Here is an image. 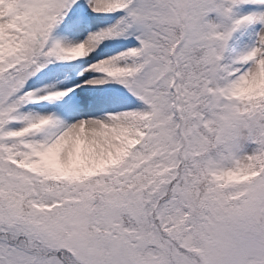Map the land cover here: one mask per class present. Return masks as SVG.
I'll return each mask as SVG.
<instances>
[{
  "label": "rangeland",
  "instance_id": "1",
  "mask_svg": "<svg viewBox=\"0 0 264 264\" xmlns=\"http://www.w3.org/2000/svg\"><path fill=\"white\" fill-rule=\"evenodd\" d=\"M136 1L0 0L3 131L19 154L42 156L45 171L86 176L117 161L152 98L164 99L165 90L153 85L173 78L176 69L145 51L155 39L132 7ZM204 8L188 25L191 40H215L201 71L209 75L211 94L237 120V127L223 129L228 148L216 160L217 184L207 201L195 203L181 181L174 201L186 220L164 225L163 234L148 221L139 191H109L105 207L93 210L85 180L65 218L37 217L34 209L18 216L7 206V219L28 233L31 246L35 239L41 251L78 246L95 264H264V156L257 143L264 125L255 101L264 95V0H206ZM171 115L162 123L172 124ZM167 126H157L159 140L173 142ZM124 213L136 229L125 226ZM9 238L17 241L16 231ZM50 259L63 264L56 255Z\"/></svg>",
  "mask_w": 264,
  "mask_h": 264
},
{
  "label": "trees",
  "instance_id": "2",
  "mask_svg": "<svg viewBox=\"0 0 264 264\" xmlns=\"http://www.w3.org/2000/svg\"><path fill=\"white\" fill-rule=\"evenodd\" d=\"M197 59L194 56V61ZM199 67L195 62L188 65L187 61H183L176 68L179 102L177 99L172 107V124L167 126V122L162 123L170 105L167 109H154V115L148 113L142 116L136 122L138 127L131 147L117 161L96 168L86 176L75 177V174L68 173L56 175L45 171L48 163L43 164L42 156L35 158L33 154L19 155L0 136V263L5 257L10 261V256H15L30 264L35 255L28 247V233L22 228H15V225L13 227L7 219V206L19 210L18 216L28 215L33 209L39 216L42 213H47L48 217L57 214L63 216L81 199L84 189L80 185L88 180L91 186L87 191L95 205L93 209L106 205L109 191H139L148 221L160 224L168 219L176 221L182 218V207L176 208L174 201L175 189L181 181L186 182L194 194L196 192L200 195L204 191L209 193L212 186L217 184L209 176L208 160L205 157L213 150L209 143L211 139L207 138L208 134L203 131L201 124H197L196 130L190 125L201 119L199 106L187 107L193 102L199 104L200 99L207 97L199 76ZM171 82L168 78L166 84ZM201 101L207 105L208 100ZM261 101L264 102V95ZM259 120V123L262 120L264 123V118ZM160 124L168 127V134L174 137L173 142L159 140L157 126ZM199 134H204L205 138ZM38 158L39 162L36 163ZM128 224L131 229L136 226L135 220ZM15 231L17 241L9 238ZM11 260L15 262L14 258Z\"/></svg>",
  "mask_w": 264,
  "mask_h": 264
},
{
  "label": "bare ground",
  "instance_id": "3",
  "mask_svg": "<svg viewBox=\"0 0 264 264\" xmlns=\"http://www.w3.org/2000/svg\"><path fill=\"white\" fill-rule=\"evenodd\" d=\"M100 5H102V3H100Z\"/></svg>",
  "mask_w": 264,
  "mask_h": 264
}]
</instances>
